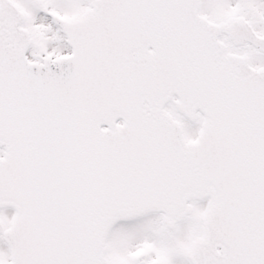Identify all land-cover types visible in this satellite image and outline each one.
Segmentation results:
<instances>
[{"label":"snow or ice","instance_id":"obj_1","mask_svg":"<svg viewBox=\"0 0 264 264\" xmlns=\"http://www.w3.org/2000/svg\"><path fill=\"white\" fill-rule=\"evenodd\" d=\"M0 264H264V0H0Z\"/></svg>","mask_w":264,"mask_h":264}]
</instances>
